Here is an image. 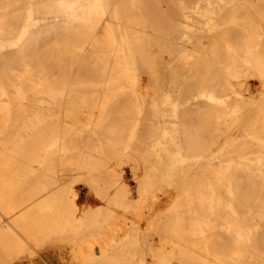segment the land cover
I'll return each instance as SVG.
<instances>
[{"label":"bare ground","instance_id":"bare-ground-1","mask_svg":"<svg viewBox=\"0 0 264 264\" xmlns=\"http://www.w3.org/2000/svg\"><path fill=\"white\" fill-rule=\"evenodd\" d=\"M173 3L0 0L1 264H264V0Z\"/></svg>","mask_w":264,"mask_h":264},{"label":"rangeland","instance_id":"rangeland-1","mask_svg":"<svg viewBox=\"0 0 264 264\" xmlns=\"http://www.w3.org/2000/svg\"><path fill=\"white\" fill-rule=\"evenodd\" d=\"M162 1V3H163V7H164V9H170V8H172L171 6H175V4L173 3V1L174 0H161ZM213 1H216V0H213ZM166 2L168 3V4H166ZM170 4V5H169ZM216 4V3H215ZM176 65V66H175ZM174 68H176V70L178 71V72H180V73H182L183 72V67L181 66V64H174ZM249 80L250 81H248L247 82V84H248V89H249V87H250V92H252L253 90H257V88H260V86L259 85H261L260 84V81H259V79L257 78V77H251V79L249 78ZM256 87V88H255ZM262 88V87H261ZM248 92L246 91V94H247ZM249 94V93H248ZM243 128V130L245 129V127H242ZM244 133H246V132H244ZM125 171L127 172V177H128V179L130 180V179H132V175H130L131 174V172H130V169L129 168H125ZM82 189L84 188V186H82L81 187ZM82 192L83 193H85L86 192V190L85 189H83L82 190ZM85 195V196H84ZM83 196L84 197H86V193L84 194ZM19 256V254L17 255V256H15V257H18ZM1 264V263H0ZM3 264V263H2ZM13 264V263H12ZM15 264V263H14Z\"/></svg>","mask_w":264,"mask_h":264}]
</instances>
